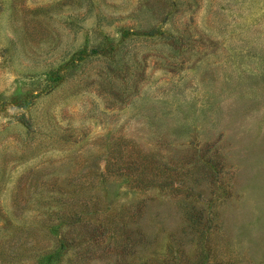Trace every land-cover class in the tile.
Listing matches in <instances>:
<instances>
[{
	"label": "rangeland",
	"instance_id": "rangeland-1",
	"mask_svg": "<svg viewBox=\"0 0 264 264\" xmlns=\"http://www.w3.org/2000/svg\"><path fill=\"white\" fill-rule=\"evenodd\" d=\"M0 264H264V0H0Z\"/></svg>",
	"mask_w": 264,
	"mask_h": 264
}]
</instances>
